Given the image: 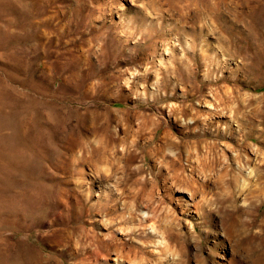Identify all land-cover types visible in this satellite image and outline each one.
Masks as SVG:
<instances>
[{
    "label": "rangeland",
    "instance_id": "rangeland-1",
    "mask_svg": "<svg viewBox=\"0 0 264 264\" xmlns=\"http://www.w3.org/2000/svg\"><path fill=\"white\" fill-rule=\"evenodd\" d=\"M263 163L264 0H0L3 258L264 264Z\"/></svg>",
    "mask_w": 264,
    "mask_h": 264
},
{
    "label": "bare ground",
    "instance_id": "bare-ground-1",
    "mask_svg": "<svg viewBox=\"0 0 264 264\" xmlns=\"http://www.w3.org/2000/svg\"><path fill=\"white\" fill-rule=\"evenodd\" d=\"M23 135V134H22ZM28 135V134H27ZM26 135V136H27ZM37 135V134H36ZM51 145V144H50ZM46 146V145H45ZM16 147V146H15ZM14 147V148H15ZM19 147V146H18ZM18 147H16V148H18ZM15 148V149H16ZM46 148V147H45ZM49 148V147H48ZM13 149V148H12ZM21 149V148H20ZM24 149V148H23ZM56 149V148H55ZM14 150V149H13ZM17 150V149H16ZM18 151H21V150H18ZM17 151V152H18ZM56 151V150H55ZM54 151V152H55ZM15 152V151H14ZM13 152V153H14ZM12 153V152H11ZM56 153H57V151H56ZM18 154V153H17ZM27 154V153H26ZM52 154V153H51ZM52 155H54V154H52ZM10 157L12 156V155H9ZM17 156H19V155H17ZM22 156V155H21ZM13 157V156H12ZM27 157V156H26ZM14 158V157H13ZM25 159V158H24ZM27 159H29V158H27ZM26 159V160H27ZM12 160V159H11ZM261 167H263L262 169L264 170V163L261 165ZM253 172V171H252ZM42 187V186H41ZM35 188V187H34ZM30 189V188H29ZM28 189V190H29ZM51 189H53L52 188V186H51ZM33 190V189H32ZM31 190V191H32ZM34 191V194H35V190H33ZM51 191H53V190H51ZM19 192V191H18ZM57 192V191H56ZM23 193V192H22ZM33 193V192H32ZM52 193V192H51ZM57 193H59V192H57ZM14 194H16V193H14ZM26 194H28V193H26ZM38 194V193H37ZM5 195H8V194H5ZM18 195V194H17ZM21 195V194H20ZM32 195V194H31ZM41 195V194H40ZM14 196V195H13ZM3 197V196H2ZM18 197V196H17ZM16 197V198H17ZM21 197V196H20ZM48 197H50V195H48ZM13 198H15V197H13ZM15 198V199H16ZM33 198V197H32ZM31 198V199H32ZM40 198V197H39ZM58 198V197H57ZM12 199V198H11ZM18 199V198H17ZM16 199V200H17ZM51 199H52V197H51ZM141 199H143V198H141ZM140 199V200H141ZM13 200V199H12ZM22 200H23V198H22ZM40 200H42V199H40ZM15 201V200H14ZM27 201V200H26ZM31 202V201H30ZM34 202V201H33ZM36 202V201H35ZM24 204H25V201L23 202ZM23 203L21 204V205H23ZM5 204V203H4ZM14 204V203H13ZM13 204H11V205H13ZM16 204V203H15ZM17 204L20 206V204H19V200H18V202H17ZM33 203H31V205H32ZM27 205H30V204H27ZM26 205V207H28ZM35 206V205H34ZM33 206V207H34ZM38 206V205H37ZM9 207V206H8ZM16 207V206H15ZM22 207V206H21ZM26 207H24V208H26ZM125 207H128V206H126L125 205ZM125 207H124V209H125ZM143 207V206H142ZM23 208V207H22ZM38 208V207H37ZM129 209H130V207H128ZM145 208V207H144ZM160 208V207H159ZM159 208L157 207V206H155L154 207V209H157V210H159ZM19 209V208H18ZM27 209H31V212H30V214H27V213H25L26 215H30V218H32V217H36L34 214H35V212H37V211H32V209L33 208H31V207H29V208H27ZM5 210V209H4ZM16 210V209H15ZM19 211V210H18ZM21 211V210H20ZM160 211V210H159ZM162 211V210H161ZM17 213V212H16ZM139 213V212H138ZM7 214H9L10 215V213H9V211H7ZM12 214V213H11ZM15 214V213H14ZM133 212H132V210H130V216H129V219H131V218H133ZM17 217H24V218H26V216L24 215V214H22V213H19V214H17L16 215ZM139 216H140V219L142 220V221H145V222H151L150 220L151 219H153L154 218V212L153 211H150V210H144V209H140V213H139ZM74 217H76V215H74ZM164 217H166V218H169V217H167V216H164ZM155 223H156V221H155ZM108 224V223H107ZM73 226V225H72ZM107 226V225H106ZM113 226V222H112V220L110 221V223H109V227L108 228H111ZM156 226V225H155ZM154 226V228H153V230H154V233H155V235H157V234H161V233H159L160 231L157 229V226L155 227ZM167 228L168 229H170V226H167ZM0 229H6V230H13L14 228L13 227H11V226H7V225H0ZM57 231V230H60V234H59V239L60 240H62V241H64V239H68V235H65L64 234V232L62 231V229L59 227V228H53L51 231ZM55 231L53 232V233H55ZM164 232V231H163ZM69 233H71L73 236H75V237H77V240H75L74 242H71V240H68V241H64V242H62V241H60L58 238H55L54 236H53V239H54V242H56V243H58L59 245H63V246H65V248H67V247H71L72 248V252H74V253H79L81 256H82V262H87V260H90L89 258H88V254H91L92 252H94V253H96V255H99L100 254V252H101V249H102V245H104L105 244V242H101V239L102 240H106V242L108 243L109 242V240H110V234H109V232L107 233V234H99V235H102V236H99L98 237V235L93 231V230H91V229H89V228H87V227H85L84 225H77V226H75L74 228H72V230L71 231H69ZM226 233V232H225ZM228 233V232H227ZM229 233H231V231H229ZM2 234V233H1ZM170 234V233H169ZM231 235V234H230ZM234 235V234H233ZM5 237H10V236H5ZM158 237H160V235L158 236ZM13 238V237H12ZM236 238V237H235ZM4 239V238H3ZM10 239V238H9ZM112 240L114 241V243L115 244H118V242H115V241H117V239L116 238H112ZM5 241V240H4ZM8 241V240H7ZM158 242V244L156 243L155 245L156 246H162V245H165V243H163V241H160L159 239L157 240ZM11 242V241H10ZM168 242V241H167ZM5 244H7V243H5ZM109 245H111V244H109ZM11 246H13V244L11 245ZM13 248H14V246H13ZM166 248V247H165ZM11 249V248H10ZM27 250V249H26ZM122 252V251H121ZM134 252V250H132V251H130L129 252V254H127L128 256H131L130 258H134V259H131V261L133 260V264H140L139 262H141L142 264L144 263V261H136L137 259L135 258V257H137V254L138 253H133ZM19 253V252H18ZM125 254V253H124ZM104 256H106V255H104ZM124 257H125V255H124ZM123 257V258H124ZM127 257V256H126ZM13 254H6L5 255V257L3 258V255L1 254V252H0V264H16L15 262H18V261H13V259H16V260H20L19 262H21L22 260H24V259H19V256H16V257H14L13 259ZM29 258H30V256H29ZM86 258V259H85ZM103 258V257H102ZM121 258V257H120ZM119 258V259H120ZM129 258V257H128ZM122 259V258H121ZM127 259V258H126ZM128 260V259H127ZM125 261V260H124ZM89 262V261H88ZM20 264V263H19ZM22 264V263H21ZM33 264V263H32ZM131 264V263H130Z\"/></svg>",
    "mask_w": 264,
    "mask_h": 264
}]
</instances>
